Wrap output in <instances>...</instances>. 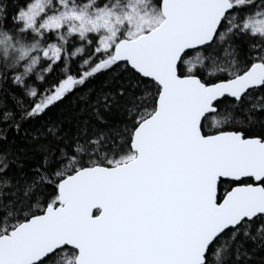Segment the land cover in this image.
Here are the masks:
<instances>
[{
    "label": "snow or ice",
    "instance_id": "1",
    "mask_svg": "<svg viewBox=\"0 0 264 264\" xmlns=\"http://www.w3.org/2000/svg\"><path fill=\"white\" fill-rule=\"evenodd\" d=\"M0 264H264V0H0Z\"/></svg>",
    "mask_w": 264,
    "mask_h": 264
}]
</instances>
